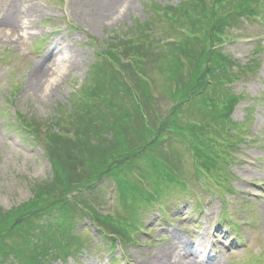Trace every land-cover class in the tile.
<instances>
[{
	"label": "rangeland",
	"instance_id": "374dc122",
	"mask_svg": "<svg viewBox=\"0 0 264 264\" xmlns=\"http://www.w3.org/2000/svg\"><path fill=\"white\" fill-rule=\"evenodd\" d=\"M116 1L0 0L1 212H15L23 204H35L34 186L44 185L52 177L43 145L25 130L19 116L27 123H48L46 129L50 128L51 118L74 104L91 68L105 65L103 52L114 36L132 29L137 32L138 26L143 25L154 29L150 23L155 19H160L167 29L161 20L163 8L176 6L182 0H129L120 14L113 15ZM150 3L157 5L158 17L152 14ZM260 16L258 23L241 19L236 27L227 29L219 46L221 54L234 66L248 69L240 79L225 86L239 98L230 119L245 125L246 134L238 143V150L231 153L221 176L219 173V180L202 172L195 179L191 155L185 146L172 142L166 151L179 167L183 183L180 186L186 187V192L183 190L180 196L167 189L161 192L158 198L164 211L153 207L142 214V231L134 235L133 244L122 246L116 242L112 251L111 243L91 226L88 218L73 213L74 219L64 222L80 248L60 260L50 258V254L45 264H162L164 257L174 258L178 253L167 255L168 246L175 245L180 251V240L199 252L195 255L197 263L264 264V9ZM13 17L26 23L23 43H14L12 39L17 36L8 32ZM59 47L71 50L75 59L64 68L53 67L50 92H36V70ZM158 71L156 68L158 75L153 79L160 105L153 108L158 110L159 119H153V126L159 125L172 105L170 100L160 99V94L166 96L165 90L174 89ZM180 71L189 78L191 65L185 64ZM61 135L71 137L70 132ZM111 187L110 183L102 185L104 206L97 209L105 216L115 211L121 216ZM96 197L100 198L99 194ZM44 218L41 217L40 226L49 222V218ZM52 222L55 225L51 232L56 227L58 239L56 223L61 224L60 216L57 214Z\"/></svg>",
	"mask_w": 264,
	"mask_h": 264
},
{
	"label": "trees",
	"instance_id": "16d2710c",
	"mask_svg": "<svg viewBox=\"0 0 264 264\" xmlns=\"http://www.w3.org/2000/svg\"><path fill=\"white\" fill-rule=\"evenodd\" d=\"M262 9L263 0H182L165 7L161 20L167 29L155 19L150 23L154 29L138 26L139 31L131 28L109 41L102 56L105 65L93 66L91 84L81 88L67 113L56 114L57 132L20 117L43 145L52 177L34 186L35 204H23L15 212L0 211V264H45L50 254L58 260L69 256L80 248L64 222L73 220V213L88 218L104 238L131 243L138 217L159 203L161 192H186L179 167L166 151L172 142L185 146L191 155L195 179L199 172L221 176L243 134L242 127L230 120L239 98L225 86L248 69L234 66L216 47L227 29L241 19L260 16ZM150 10L158 17L157 5L153 3ZM187 63L191 71L186 79L180 70ZM156 68L174 89L165 90L166 96L160 94L172 105L153 126V119H159L153 107L160 105L153 79ZM63 132L71 137H63ZM105 183L116 192L121 216H103L95 208L101 201L97 192ZM73 188L83 194L69 200L66 194ZM57 214L61 224L55 222L59 228L55 239L56 227L52 233L51 226ZM41 217L49 222L40 226Z\"/></svg>",
	"mask_w": 264,
	"mask_h": 264
},
{
	"label": "bare ground",
	"instance_id": "6f19581e",
	"mask_svg": "<svg viewBox=\"0 0 264 264\" xmlns=\"http://www.w3.org/2000/svg\"><path fill=\"white\" fill-rule=\"evenodd\" d=\"M117 3L114 4V8L112 9L111 13L113 15L120 14L122 11L124 4L129 2V0H118ZM112 15V16H113ZM15 17L12 18L14 20ZM20 18H16L12 22V26L10 27L8 32H11V34H15L17 39H12L15 43V41H19L21 43L22 39L25 40V31L24 26H26V23L24 21H20ZM28 35V34H27ZM14 38V37H13ZM22 38V39H21ZM11 40V39H10ZM23 43V41H22ZM56 54H51L50 56H47L48 59H46V62H43L40 67H38V70H36V77H34L35 84H33L36 92H43L47 93L50 92L53 87H51V81L50 78L54 77L55 71L53 67L59 68L60 66L62 68L65 67L66 64H72L73 60L75 59V55L71 50H68L67 48L59 47L56 49ZM180 251L176 250L175 245L168 246L167 255H174L176 252V255L174 258L167 257L163 258L162 264H202L197 263L195 261L196 253H199L196 251V248L194 246H189L187 243H183L182 240L179 242ZM176 251V252H174ZM214 264H219L218 262H215Z\"/></svg>",
	"mask_w": 264,
	"mask_h": 264
}]
</instances>
